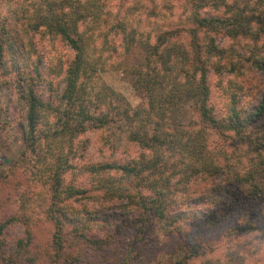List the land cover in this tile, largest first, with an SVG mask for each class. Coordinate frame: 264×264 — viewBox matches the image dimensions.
Masks as SVG:
<instances>
[{"label":"trees","instance_id":"1","mask_svg":"<svg viewBox=\"0 0 264 264\" xmlns=\"http://www.w3.org/2000/svg\"><path fill=\"white\" fill-rule=\"evenodd\" d=\"M3 6L0 65L10 77L0 87L14 88L24 144L16 166L29 180H0L4 201L16 189L15 212L0 218V264H263L264 0ZM36 34L74 52L55 91L56 156L44 160L40 123L52 102L37 95L45 78ZM118 68L135 76L137 107L97 78ZM224 74L232 79L218 110L210 76ZM246 96L253 108L239 106ZM114 123L128 125L120 158L85 162L61 145ZM17 224L23 235L11 242L6 232ZM37 226L50 231L46 241L36 242Z\"/></svg>","mask_w":264,"mask_h":264},{"label":"rangeland","instance_id":"2","mask_svg":"<svg viewBox=\"0 0 264 264\" xmlns=\"http://www.w3.org/2000/svg\"><path fill=\"white\" fill-rule=\"evenodd\" d=\"M4 9L3 6L0 12H4ZM214 14H216V11ZM35 40L38 43L39 52L42 56L41 69L45 78L43 82L36 86L37 95L46 103L52 102L51 108L46 111L44 119L40 123V147L44 151L42 158V160H44L47 159L45 155L49 157L52 156L51 159L53 156H56L54 148H52V140H54L52 132L54 128H58L59 126L58 116L60 115V111L56 110H60L61 106L55 91H60L64 87V83L62 82L63 73L70 59L73 57L74 52L65 42L57 37L49 39L48 36L44 38L41 34H36ZM218 43L225 46L229 41L226 37L220 36L218 38ZM137 54L138 52L134 50L127 56L125 63L128 68H131V66L137 62V58L139 57L136 56ZM139 54H141L140 50ZM7 71L5 66L0 65V80L6 76L9 79L10 75ZM97 78L109 88L121 94L130 106L137 107L142 102V93L136 88L135 76L128 71H123L121 68L109 69L99 72ZM231 79L227 74L221 77L216 75L210 76L212 102L218 110H221L225 103L222 86H224L223 84H225L226 80ZM240 81L242 82L241 79ZM13 90L14 88H12L11 83H4V86L0 87V180H20L22 184L21 180L29 179L25 178L24 169L16 166L17 161L20 159V153L24 149V144L19 136L18 124L21 117L19 108L14 106L15 102L13 98H15V94ZM254 102L255 99L246 96L238 104L241 107L253 108ZM47 129L51 130L49 137H45L46 134L44 132ZM127 132L128 125L114 123L108 125L107 128L103 130H87L85 133L79 134L70 144L67 143V146L66 142L61 145L66 148V151H68L70 155H73L75 151L83 152L84 157L82 159H84L85 162H97L103 158L106 159L111 153H114V157L120 158L125 149ZM65 181L68 182V180ZM83 181L84 180H78V183L82 184L81 182ZM24 184L25 182L23 185ZM8 190L10 191L9 200L4 201L3 196H0V198H2L0 201H3L0 203V218L15 212L14 195L16 189L10 187ZM85 198L86 199L83 198L82 202H88L90 200L87 197ZM157 226H159L160 229L163 228L162 230L167 228L166 224L163 223H159ZM48 231L49 230L44 229L42 226H37V230H35L36 242L46 241L50 232ZM6 235L11 242H14L23 235V228L20 224L14 225L6 232ZM131 241L132 236H129L127 242ZM121 246L125 245L121 244ZM130 250H133V247ZM133 255V251H128V257H132ZM262 260L264 264V257Z\"/></svg>","mask_w":264,"mask_h":264}]
</instances>
